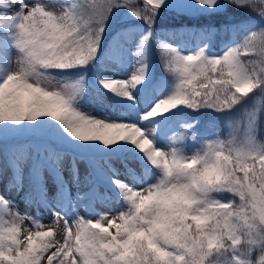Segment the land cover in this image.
Listing matches in <instances>:
<instances>
[{
	"label": "snow or ice",
	"instance_id": "6c2138e0",
	"mask_svg": "<svg viewBox=\"0 0 264 264\" xmlns=\"http://www.w3.org/2000/svg\"><path fill=\"white\" fill-rule=\"evenodd\" d=\"M166 16L183 22L169 35L245 34L219 52L207 41L181 51L156 30ZM153 44L168 79L152 71ZM121 69L127 78L106 75ZM89 89L114 111L87 110ZM257 95L264 0H0V187L25 205L0 194V264H264ZM185 110L222 114L234 131L201 138ZM21 138L69 150L70 180L64 152L29 157L10 147Z\"/></svg>",
	"mask_w": 264,
	"mask_h": 264
},
{
	"label": "rangeland",
	"instance_id": "374dc122",
	"mask_svg": "<svg viewBox=\"0 0 264 264\" xmlns=\"http://www.w3.org/2000/svg\"><path fill=\"white\" fill-rule=\"evenodd\" d=\"M142 5V4H141ZM122 11H126V10H122ZM254 16V21L255 24L254 25H258L259 23V17L258 15L252 14ZM168 17V16H166ZM123 19H128L127 16H124ZM165 19V17H164ZM172 21H174L176 24L180 25L181 23L177 22L178 19H172ZM137 24L141 23L139 21H136ZM165 29V28H164ZM169 31L173 30V29H167ZM157 31H159L161 33V39L167 41L169 44L173 45V46H179L181 51H190L192 50V46L190 45L189 41L183 39V36L178 33V32H174L172 35H169L167 31H162L159 30V27L157 29ZM132 47V46H129ZM225 46H222L217 52L221 51L224 49ZM156 45L153 44L152 45V49H151V65H152V71L155 74V76L158 79H168V74L166 72H164L163 67L161 65L160 62V55L158 53V58L159 61L157 59V68H155L154 66L156 65V53L154 52V50L156 49ZM134 50V48H133ZM214 52V51H213ZM128 62H134L135 61V57L132 56H128ZM114 68L118 67L117 65L113 64L112 65ZM91 76V74H89ZM106 75L111 76L113 78H117V79H121V78H127V73L125 70L121 69L120 71H118L116 74L113 73H106ZM155 95V92H154ZM89 103L85 106L87 110H91L93 112V115H101L103 112H108L109 114H111L112 111H114V109H112L111 104L105 99V100H100L98 97V94L95 92V89H89V95L87 97ZM257 100L259 101L260 105L264 106V95H260L259 97L257 96ZM250 107L246 106L245 108H241L240 106H237V109L232 113L231 117L229 119H231L234 123L237 121H240L242 119H240V117L238 116L240 111L243 112L246 111V108ZM205 112L207 113H211L213 111L211 110H205ZM185 113H189V114H197L200 115V117H205L206 113H203L202 111L196 113V112H189L188 110H185ZM226 126L228 127V121L226 120ZM196 128V127H195ZM195 128L193 129V131H195ZM229 128V127H228ZM230 129V128H229ZM181 130L180 126H179V122H177L176 125V132L179 133ZM231 132L234 131V129H230ZM240 134V133H237ZM258 138L259 139H264V115H262L261 121H260V126H259V130H258ZM192 142L189 141V144H191ZM48 148V147H47ZM18 149V148H17ZM46 148H43V150H45ZM21 150V149H19ZM41 150V151H43ZM55 150V149H54ZM23 152H26L28 154L29 157H32L35 155V151L33 148H26L24 150H21ZM57 152H64V158H63V169H64V178L70 180V176L69 173L67 171L69 163L72 159V155L69 150L62 148L59 150H55ZM3 160V154L2 152H0V162H2ZM98 163H100L101 166H104V161L100 158H98ZM110 163L112 164V166L114 168H118L123 170V166L120 163L119 160H112L110 161ZM78 167L80 170V174H81V178L83 177L86 169L88 168V162L87 161H78ZM123 178V177H122ZM54 185L52 183V180L49 179V196H51L53 194L52 189H53ZM73 191V195L75 194V188H72ZM0 194H4L7 195L8 198L10 200H13L14 205L19 207V210L21 212H23L25 210V205L22 201L19 200L18 197H16L14 194H9V193H4L2 187H0ZM97 210L98 211H104V212H109V213H114L115 212V208H101V206L97 205ZM83 214V213H82ZM39 216H42L43 218V222L46 226H50L52 223V213L49 211H44L42 213H38ZM63 224V220H60V225L62 226Z\"/></svg>",
	"mask_w": 264,
	"mask_h": 264
},
{
	"label": "trees",
	"instance_id": "16d2710c",
	"mask_svg": "<svg viewBox=\"0 0 264 264\" xmlns=\"http://www.w3.org/2000/svg\"><path fill=\"white\" fill-rule=\"evenodd\" d=\"M141 7H143V5H141ZM172 19L173 18L169 16L165 17V19L164 18L161 19L156 25V30L158 29V27H159V30H162L164 28L170 29V30L174 29L178 24L172 21ZM176 19H178L177 22L183 23L179 20V18H176ZM229 19H232V18L229 17ZM200 23L204 25H210V24L216 23V21L205 19L201 21ZM246 24L247 25L255 24L254 16L252 14L250 15V18L246 21ZM244 34H245V28L242 26L241 28L232 30V31H227V32L219 31L214 36H210V37L201 38L199 36H196V37L189 36V35H182V36H183V39L189 41L190 45L192 44L194 48L197 47L198 45H201L203 42L207 41L211 45V50L214 52H217L222 46H226L227 44L241 41ZM154 52L156 53V65L154 67L157 68L156 67L157 59L159 61L157 48L154 50ZM242 58L247 60L250 57H242ZM257 96L259 97L260 95H257ZM201 111L203 113H206L205 117H200V115H197V114L194 115V113L193 114L185 113L183 116V119H187V120L198 119L200 121V123L196 125L195 132H197L201 138L214 137L217 135L220 138H224V139L228 138V136L232 132L226 126V119L222 116V114L215 113V112L207 113L205 112V110H201ZM238 116L240 117V119H242L241 111ZM10 147H15L21 150H24L26 148H33L35 153L38 150L41 151L43 150V148H47V147H51L52 149H55V150L64 148L62 145L52 143L50 141L44 142V141L25 139V138H21L15 141L12 145H10Z\"/></svg>",
	"mask_w": 264,
	"mask_h": 264
},
{
	"label": "bare ground",
	"instance_id": "6f19581e",
	"mask_svg": "<svg viewBox=\"0 0 264 264\" xmlns=\"http://www.w3.org/2000/svg\"><path fill=\"white\" fill-rule=\"evenodd\" d=\"M113 78V77H112ZM109 95H111V94H109Z\"/></svg>",
	"mask_w": 264,
	"mask_h": 264
}]
</instances>
